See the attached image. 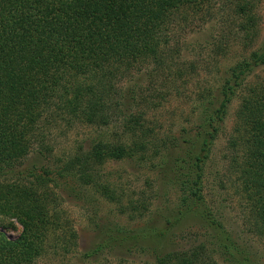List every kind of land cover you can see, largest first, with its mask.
Listing matches in <instances>:
<instances>
[{
  "label": "trees",
  "instance_id": "1",
  "mask_svg": "<svg viewBox=\"0 0 264 264\" xmlns=\"http://www.w3.org/2000/svg\"><path fill=\"white\" fill-rule=\"evenodd\" d=\"M253 3L0 0V264H39L45 256L101 264L96 255L104 249L149 253L152 264H220L218 259L264 264L263 256L234 242L203 194L205 166L228 106L245 78L264 66V39L252 48L258 42ZM215 6L221 31L227 33L214 44L216 52L234 38L248 55L220 74L215 90L195 91L200 112L192 127L157 131L134 107L137 84L124 87L125 79L149 64L163 70L166 62L165 75L184 81L195 71L193 64L173 69L176 52L163 47H180L172 46L171 36L177 29H200L215 16ZM246 90L228 139L229 161L240 181L246 225L264 246V89ZM151 95L148 103L155 108L164 99L163 88ZM57 120L106 130L114 120L118 127L110 139L99 133L88 147L54 164L47 160L48 136ZM107 161L148 166L164 195L174 192L176 202L150 211L130 196V218L141 208L146 219L133 228L96 224L95 243L80 253L78 236L58 200L62 193L76 197V183L118 201L112 186L98 180L97 169ZM12 220L21 228L16 238L6 235L15 229ZM185 225L203 231L204 239L180 246L177 232Z\"/></svg>",
  "mask_w": 264,
  "mask_h": 264
},
{
  "label": "rangeland",
  "instance_id": "2",
  "mask_svg": "<svg viewBox=\"0 0 264 264\" xmlns=\"http://www.w3.org/2000/svg\"><path fill=\"white\" fill-rule=\"evenodd\" d=\"M252 1L255 6V17L258 19L256 26L258 42L252 47L254 48L258 47V44L264 39V0ZM216 6L212 12L215 16L210 15L211 19L208 22H203L206 23L203 26L200 21V29L197 27L191 31H189L191 28H184V31L177 29V32L171 36V44L173 46L178 43L180 47H163L173 54L176 52L175 56L172 55L176 59L173 69L176 64H193L195 71L188 77H184V81H180L173 75L172 77L165 75L168 73L165 68L166 62L162 63L163 70L154 64H149L134 71L132 76L125 79L124 87L137 84L136 87L140 89L139 98L136 101L138 106L134 107L143 113L141 115L145 124L153 123V127H157V131L176 133L181 127H192L200 112V102L196 101L195 91L206 90L207 87L215 90L221 84L220 74L248 55L242 51L234 38H229L228 45L221 47L224 48V51L216 52L214 44H217L219 39L225 40V36H227V33L221 31ZM232 30L234 31L233 28ZM176 50L179 52L177 53ZM160 88H163L164 99L154 108L148 103V100L153 91L158 92ZM252 88L264 89V66L257 67L245 78L242 88L237 91L228 106L223 130L213 144L210 158L205 166L203 194L207 206L223 224L234 242L246 248L247 251L264 257L263 244L246 225L240 195L241 185L230 168L229 159H231L232 153L228 147L229 135L235 123V112L247 92L246 89ZM107 127L109 130L97 126L88 127L79 123L66 125L63 121L57 120L55 125L50 124L51 131L48 136L50 150L47 160L49 163H56L74 153L78 147H88L89 142L99 133L107 134V139H110L117 132L118 124H115L113 120ZM36 161L39 165L46 164L45 160L36 159ZM97 170L98 180L101 179L100 182L103 181L112 186L115 192H113V197H117L118 201L114 202L106 196L98 194L91 186L76 183L74 187L79 191L76 197L62 193L61 199L58 200V204L64 211V218L72 225L78 236L77 251L80 253L86 251L93 242L95 243L94 228L96 224L109 222L111 225L133 228L138 225V219H146L147 214L141 213L143 210L141 208H139V212L132 214L133 219L130 218L129 212H127L129 211L127 205L130 196L139 198L141 204L150 211L162 204L170 205L176 202L174 192L164 195L156 182L155 172L151 171L148 166L136 167L126 161H107ZM11 222L15 229L7 230L6 235L16 238L21 228L15 220ZM185 226V229L182 228L177 232L180 246L188 247L190 244L204 239L203 231L196 230V227ZM148 254L137 250L125 252L104 249L100 255H96V261L101 264H152L151 256ZM72 262L71 259L67 260L65 257L51 256H45L39 260V264H71ZM218 262L223 264L220 259Z\"/></svg>",
  "mask_w": 264,
  "mask_h": 264
}]
</instances>
